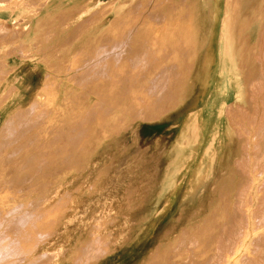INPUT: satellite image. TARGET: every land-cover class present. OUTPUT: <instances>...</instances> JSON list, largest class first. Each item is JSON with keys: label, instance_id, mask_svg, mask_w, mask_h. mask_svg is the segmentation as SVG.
Returning a JSON list of instances; mask_svg holds the SVG:
<instances>
[{"label": "rangeland", "instance_id": "374dc122", "mask_svg": "<svg viewBox=\"0 0 264 264\" xmlns=\"http://www.w3.org/2000/svg\"><path fill=\"white\" fill-rule=\"evenodd\" d=\"M5 1L0 19L15 38L0 37V225L7 235L20 241L25 252L36 248L35 253H44L33 264H154V255L165 250L181 259L176 264H206L208 260L211 264L220 255L218 249L225 239L238 243L233 233L244 222L248 233L241 237L246 242L237 250L238 259L230 263L223 258L222 264H264V225H258L259 218L254 216L264 197V173L238 162L241 131L236 115L240 106L248 108L249 97L241 98L237 66L229 55L220 54L218 43L223 20L228 28L229 20L248 0H199L196 13L206 17L211 34L203 54L211 48L214 64L205 86L208 91L200 94L205 96L199 97L197 92L198 107L205 108L199 111V130L194 115L171 121L170 114L185 107L196 82L202 81V73L199 81L193 77L190 85L182 82L176 98L164 103L152 119H129L104 134L99 127L90 133L85 129L89 110L98 116L105 96L114 97L115 92V97L121 96L118 89L122 83L127 86L124 97L129 96L131 86L146 88V79L154 75L155 68H128L129 58H136L131 54L132 50L137 52L138 46H134L117 70L109 63L104 80L91 70L85 75L74 72L94 60L91 56L96 48L112 47V40L132 25L133 15H140L138 2L145 0ZM49 2L54 4L50 11L46 8ZM197 2L147 1L152 12L146 21L158 31L169 20L189 19ZM57 3L66 5V11L56 13ZM259 3L256 16L264 15V0ZM256 6L250 8L249 15ZM164 8L163 25H153ZM200 26L204 33V25ZM152 34L146 33L148 39ZM190 66L180 75L186 76L187 82L198 67ZM203 115L207 116L204 125L200 121ZM20 117L25 121H18ZM13 122L31 126L16 128L12 134L9 126ZM142 123L166 127L165 133L139 138L137 130ZM243 135L248 142L246 155L253 156L255 136L252 131ZM13 140L16 143L9 144ZM17 144L25 147L15 152ZM5 181L26 182L2 184ZM22 219L26 233L16 234L14 226ZM95 237L98 249L103 250L97 260L85 257L82 250L83 243ZM202 240H208L209 248L199 253Z\"/></svg>", "mask_w": 264, "mask_h": 264}, {"label": "bare ground", "instance_id": "6f19581e", "mask_svg": "<svg viewBox=\"0 0 264 264\" xmlns=\"http://www.w3.org/2000/svg\"><path fill=\"white\" fill-rule=\"evenodd\" d=\"M147 1L150 2V0H145V2H138L141 4L140 15L138 14L133 15L132 23H131L132 25L129 26L130 28L128 27V29L122 31L117 37H115L116 40L115 39L112 40V42L114 41L112 43L113 45H111L112 47L108 46V48L106 47H98V49L96 48L95 52H93L91 56L94 60H91V63H85L84 65L87 64V66H84V67L80 66L79 69L74 72V73H77L78 75H82V74L85 75L87 74V71L91 70V71H94V73L92 72V74L104 80L105 78H107V75H108L107 71L109 69V66H111L109 63H111L112 66L115 68L122 65L120 63H122L121 61H123V57L125 56V54L127 56V54L130 53L128 51L133 49L134 46H138L137 52L135 54L132 50L131 54H132V57L134 56L136 58L134 60V58L132 59L131 57L133 61L130 60L129 58V61L127 63L128 68L130 67L131 71L138 70V68H142V67L147 68V66L148 68L150 67V69L151 67L155 68L154 75L150 79L147 77L149 80L146 79L147 81L145 84L146 88H143V89L141 88L140 90V88L136 86L137 89L135 88L136 89L135 91V89L131 86L132 88L130 87L131 92L129 93V96L127 97V94H126V97H124L123 89L125 87L127 88V86H125V83H122L118 89L120 90L121 96L115 97L116 92L114 93V97H113V94L110 97L105 96V98H103V100L101 101L102 112L98 116H96L97 114L92 115L93 114V112L91 114L92 110H89L90 114L88 112V116L85 118V122H84L85 129H88V128L90 129L89 133L95 127H99L100 133L104 134L105 131L112 130L113 128L127 122L129 119L138 120V121H147V120L152 119L153 116L157 115L155 112L161 109L164 103H166L167 101H171V99L176 98L175 96H177V93L179 89L181 88L182 82L186 81V83L190 85L193 77H195L194 78L195 80L199 81L200 76H201V72H200L201 69L203 70V68L206 67L204 70V72H206L207 67H209V63L211 62L210 53L207 50L203 54V51L208 46V41L210 39L211 34H209L208 32L209 29H208V25H207L208 23H207L206 17L203 19V17L198 12L196 13V11H198V7H200L199 0H197L198 2L196 5L194 3L192 11H194L195 13L193 14L191 12L189 19L184 16L181 21L169 20L164 26L162 25L164 23L165 14L167 13V9L164 8L163 10H161L160 20L157 23L154 22L153 24L157 26L159 25L162 26V28H159L158 31H155L153 29L154 27L151 28L150 24L146 21L147 19H151V17H148V16L152 12L147 7V3H146ZM258 1L259 0H248L247 3L242 6L241 9L240 7H238L241 11L240 13L235 14L229 20L230 24L228 28L226 27L225 20H223V23H222L223 32L221 33L219 37L218 43L220 46V54L229 55L231 57V60L234 62L235 66H237L238 76L239 78L242 79L241 98L244 99L245 98L244 96L249 97V99L246 98V105L248 106V108L245 109L244 108L245 106H240V111L236 115V124L238 125L241 131V133L239 134V138H240V149L238 151L239 165L246 164V166H249L251 164L253 169L259 168L264 173V122H262L261 120L262 118H264V15L261 14L259 16H256V13L259 12L260 7H261V3L258 4ZM5 3H6L5 0H0V12L3 11L2 7L5 6ZM57 4L58 5L56 6V9H55L56 13H61V12L66 11V5H65L66 3L64 4L65 7L60 6L61 5L60 3H57ZM51 6H54L53 2L47 3L46 8L49 10V7L51 8ZM176 6L179 7V5H176ZM254 6L256 7L249 15L251 11L250 8L251 7L253 8ZM17 7L16 9H18ZM46 15L50 16L51 12H47ZM0 20H1L0 21V37L7 38V39L11 38V40L12 38H15L14 33L9 31L10 28L4 25V21L2 19ZM200 24L204 25V28H205L204 33H202L201 31ZM178 28L180 30H178ZM149 31H151L153 34L148 39V37L146 36V33L148 32V35H149ZM25 38H27L26 40L28 41L29 39L28 36ZM117 41L118 43L116 44ZM126 61H127V58H126ZM126 61H125L124 67H126ZM191 64L194 65L195 67L196 66L198 67H197V70L196 69L194 70L192 77L189 78L187 82V77L184 75L183 76H180V75L182 74L184 70H187V67L190 66ZM123 65H124V62H123ZM150 69H148L147 71H150ZM151 72L153 74V70ZM136 75L138 78L139 74H136ZM147 76H149V74ZM120 81L121 80L118 79V82ZM132 82H134V80ZM101 86H103V84ZM187 86L184 87V90L186 89ZM102 97H104V95H102ZM124 100H125V103H124ZM26 113H28V111ZM17 120L25 121L24 119H21V117L20 119H17ZM8 122L4 124L3 129H5ZM81 124H82V121H81ZM27 125L28 124H25L22 122H19V123L13 122L9 127H11V129L14 131L12 133L14 134L16 132L15 130L16 128H19V127L23 128ZM30 126L31 125L29 124L27 128ZM248 126L251 128L248 129ZM251 131L253 132V136H255L254 138H252L253 146L251 147V152L253 156H247L246 152H248L247 151L248 142L247 140L242 138V136H244L243 134H247L248 132H251ZM54 133L56 134V132ZM79 133L81 134L80 131ZM69 134H71V132ZM78 138H79V134H78ZM56 140L57 138L55 139V141ZM60 142L62 141L60 140ZM10 143L14 144L16 143V140L9 142V144ZM25 143H30V142L26 141ZM51 143H53V141ZM43 144L45 145V143ZM20 146L25 147L22 144H17L14 151L19 152L21 150V148H19ZM48 146L50 145L48 144ZM72 147L74 146L72 145ZM38 149H36L37 153H38ZM44 149H45V146H44ZM46 152L47 151H45V153ZM48 152L50 153V149L48 150ZM56 154H58V152ZM41 158H42V155H41ZM43 159H45L44 161L47 162L46 158L43 157ZM42 161L43 160H41L40 163H42ZM35 174L36 173H34V175ZM30 177H32V175ZM248 180L247 182L249 183ZM15 182L17 184H22V183H25L26 181L25 182L24 181H11V182L5 181L2 184L4 185L7 183L16 184ZM238 189H240V192L242 191L241 188H238ZM246 199L251 200V198H247V197ZM235 201L238 202L239 199L236 197ZM258 205L260 207V210L256 212L254 216L259 218L257 222L258 225H264V197L261 199ZM247 209L248 211L250 210L249 208ZM241 215L244 216V213L241 212ZM22 220L25 221V219H22ZM14 231L16 234L26 233L25 232L26 229L21 228L19 225L14 226ZM247 233L248 231H247L246 222L242 223L241 225H237L233 233L235 237L233 236V238H236V241H238V243L239 241H242L240 243V247L237 246L238 244L237 242L231 243V239H225L223 241L222 247L218 249L220 250L219 251L220 255L217 256L218 257L217 259H212L211 264H222V262L224 261L223 258H226V260H228L230 263L231 262L235 263L239 257V252H237V250L242 248L243 246L242 243L246 242V241L243 242L244 240H241V237L246 236L245 234ZM97 240L98 238L95 237L92 241L83 243L82 250L86 254L85 257L90 256L92 257V259L97 260L99 256L103 253V250L98 249V245L100 244L97 242ZM202 241H203V248L201 251H199V253H202L203 250H206V248H209L208 247L209 243L207 242L208 240H202ZM196 244L197 243H191L190 246L195 248L197 247ZM257 248L258 246H256L254 250H256ZM35 251H36V248H32L31 250L25 252L26 253L25 264H33V261L36 258L40 259L43 257L44 255L43 252L35 253ZM170 251L171 250H165L160 254L158 253L154 255L153 257L154 259L152 262L154 264H176L175 262L180 261L181 259L177 255H175L176 257L175 259L173 257L174 255H172L171 253L166 254L167 252H170ZM253 254L255 255L257 253H253ZM42 260L45 262L44 259ZM210 261L211 260H208L205 263L207 264Z\"/></svg>", "mask_w": 264, "mask_h": 264}, {"label": "crops", "instance_id": "0c3cea01", "mask_svg": "<svg viewBox=\"0 0 264 264\" xmlns=\"http://www.w3.org/2000/svg\"><path fill=\"white\" fill-rule=\"evenodd\" d=\"M208 51L210 53L211 62H210L209 67H207V71L205 72L206 77L203 74V70L201 69V71H200L202 73V77H203L202 81H204V82L203 83H202V81L196 82L197 87L195 88V90L193 89L194 91L191 93V95H190L191 97L190 98L188 97L186 103L183 104V105H185V107H183L182 109H180L181 107H179L178 109H180V110L177 114H174L173 112H172L173 114H170L171 117L173 116L171 118V121H174V120L178 121V120H180V118L183 119L184 115H187V114L194 115V117H192V118H195V122H196L198 130H199V125H200L198 122L199 111H203V109H205V108H199L200 107L199 106V103H200L199 97H204L205 95L200 96V94L208 91V89L205 88V86H206V83H208L209 79L211 78L210 70L212 69V66L214 65L213 64V57H212L213 50L210 48V49H208ZM203 57H204V55H203ZM209 88H211V85L209 86ZM197 92L199 94L198 98H197ZM178 109L176 111H178ZM170 116H168L167 118H169ZM190 120L191 119H189V121ZM206 120H207V116L203 115V117H201V120H200L201 124L204 125ZM165 129H166V127L164 128L159 124H154V123L153 124H148V123L144 124V123H142L138 126L137 131H138L139 138H142L145 140V139H150V138H153L155 136H158L161 133H165Z\"/></svg>", "mask_w": 264, "mask_h": 264}, {"label": "clouds", "instance_id": "9594fccd", "mask_svg": "<svg viewBox=\"0 0 264 264\" xmlns=\"http://www.w3.org/2000/svg\"><path fill=\"white\" fill-rule=\"evenodd\" d=\"M23 228L25 223L19 221ZM26 253L20 241L7 235L3 225H0V264H25Z\"/></svg>", "mask_w": 264, "mask_h": 264}]
</instances>
